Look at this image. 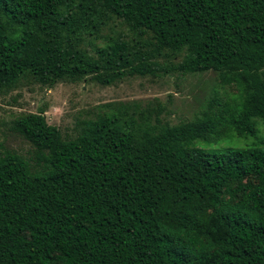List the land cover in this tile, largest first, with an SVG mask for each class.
<instances>
[{
    "label": "trees",
    "instance_id": "obj_1",
    "mask_svg": "<svg viewBox=\"0 0 264 264\" xmlns=\"http://www.w3.org/2000/svg\"><path fill=\"white\" fill-rule=\"evenodd\" d=\"M209 71L237 96L176 126L159 100L72 139L43 108L17 118L43 169L0 152V264H264V147L196 146L264 120V0H0V93Z\"/></svg>",
    "mask_w": 264,
    "mask_h": 264
},
{
    "label": "rangeland",
    "instance_id": "obj_2",
    "mask_svg": "<svg viewBox=\"0 0 264 264\" xmlns=\"http://www.w3.org/2000/svg\"><path fill=\"white\" fill-rule=\"evenodd\" d=\"M109 30L103 32L108 33ZM104 39L95 41L103 45ZM237 96L234 86L223 85L219 73L209 71L201 74H177L166 77H128L112 86H103L92 76L79 82L60 81L48 88L32 80H23L10 91L0 93V152L9 150L28 160L34 170H42L43 163L37 159L34 146L21 134L13 130L14 122L20 116L46 111L47 121L62 132L65 139L78 136L83 123L93 119L105 104L148 102L159 100L166 108L162 122L176 126L183 121L194 120L205 112L217 113L222 104L231 102ZM256 136L232 137L214 145L197 143L207 151L226 148L242 149L252 143L264 147V120L256 121Z\"/></svg>",
    "mask_w": 264,
    "mask_h": 264
}]
</instances>
